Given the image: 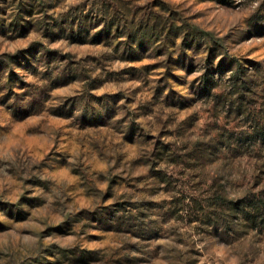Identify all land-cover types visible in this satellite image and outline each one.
Here are the masks:
<instances>
[{"label": "rangeland", "instance_id": "1", "mask_svg": "<svg viewBox=\"0 0 264 264\" xmlns=\"http://www.w3.org/2000/svg\"><path fill=\"white\" fill-rule=\"evenodd\" d=\"M0 264H264V0H0Z\"/></svg>", "mask_w": 264, "mask_h": 264}]
</instances>
